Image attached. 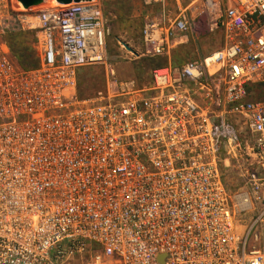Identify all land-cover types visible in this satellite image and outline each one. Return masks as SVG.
<instances>
[{"label": "built area", "instance_id": "1", "mask_svg": "<svg viewBox=\"0 0 264 264\" xmlns=\"http://www.w3.org/2000/svg\"><path fill=\"white\" fill-rule=\"evenodd\" d=\"M99 1L0 0V264H264V0H141L160 9L142 55L168 60L143 82L117 77ZM14 26L37 67L12 57ZM214 31L216 50L171 63ZM92 66L103 84L80 97ZM240 152L255 160L231 189Z\"/></svg>", "mask_w": 264, "mask_h": 264}, {"label": "rangeland", "instance_id": "2", "mask_svg": "<svg viewBox=\"0 0 264 264\" xmlns=\"http://www.w3.org/2000/svg\"><path fill=\"white\" fill-rule=\"evenodd\" d=\"M182 1L184 2V0ZM166 3V10L175 9L174 0H166ZM99 4L107 23L106 52L108 60L114 65L118 78H135L137 81L143 82L149 77L152 68L158 64L168 63V60L164 58L151 59L142 55L141 29L143 21L145 17L157 14L160 11L158 7L146 6L141 0H100ZM33 36H35L34 32L22 31L14 26L4 32L3 40L8 48V41H10L15 44V48L20 44L21 46L30 45L36 53ZM124 44L129 46L132 51L127 50ZM220 45L221 35L217 31L201 34L198 38L195 35H189L187 42L183 40V43L173 51L170 61L172 64L181 65L188 60L202 58L210 54ZM103 80L104 70L101 66L81 69L78 73L81 97L94 93L102 86ZM250 95L254 100L264 101V87H254L250 91ZM254 160L253 156L240 152L237 155V161L223 170L229 188L237 189L242 185L241 168Z\"/></svg>", "mask_w": 264, "mask_h": 264}, {"label": "trees", "instance_id": "3", "mask_svg": "<svg viewBox=\"0 0 264 264\" xmlns=\"http://www.w3.org/2000/svg\"><path fill=\"white\" fill-rule=\"evenodd\" d=\"M5 39V37H4ZM35 41V38L33 36V42ZM9 42V48L11 51V55L12 57L15 59L16 63L18 64V66H20L23 69H32L37 67L38 65V58L36 56V53L33 49L32 46H20L19 47H14V43ZM152 59V58H151ZM153 59H159V58H153ZM175 65V64H173ZM157 66H161V64H158ZM155 66V67H157ZM148 79V78H147ZM79 85V84H78ZM257 87H261V86H257ZM79 96L80 92H79Z\"/></svg>", "mask_w": 264, "mask_h": 264}, {"label": "water", "instance_id": "4", "mask_svg": "<svg viewBox=\"0 0 264 264\" xmlns=\"http://www.w3.org/2000/svg\"><path fill=\"white\" fill-rule=\"evenodd\" d=\"M18 1H20L24 7L34 6L32 0H18ZM56 1L59 4L66 5V4H69L72 2H76L77 0H56ZM124 46L127 50L132 51V49L129 46H127L126 44H124Z\"/></svg>", "mask_w": 264, "mask_h": 264}, {"label": "bare ground", "instance_id": "5", "mask_svg": "<svg viewBox=\"0 0 264 264\" xmlns=\"http://www.w3.org/2000/svg\"><path fill=\"white\" fill-rule=\"evenodd\" d=\"M85 1H90V0H77L76 2H85ZM32 2H33V5L35 6V5L42 3L43 0H32Z\"/></svg>", "mask_w": 264, "mask_h": 264}, {"label": "crops", "instance_id": "6", "mask_svg": "<svg viewBox=\"0 0 264 264\" xmlns=\"http://www.w3.org/2000/svg\"><path fill=\"white\" fill-rule=\"evenodd\" d=\"M183 43V42H182Z\"/></svg>", "mask_w": 264, "mask_h": 264}]
</instances>
